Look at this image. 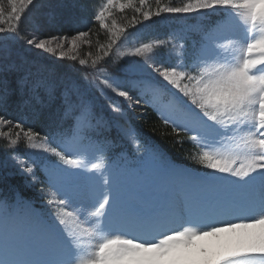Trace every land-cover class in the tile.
<instances>
[{
	"label": "snow or ice",
	"instance_id": "1",
	"mask_svg": "<svg viewBox=\"0 0 264 264\" xmlns=\"http://www.w3.org/2000/svg\"><path fill=\"white\" fill-rule=\"evenodd\" d=\"M40 5L0 0V40H22L34 53L70 62V70L84 71L89 87L101 94L110 90L129 110L142 103L152 107L175 143L192 144L196 151L189 159L207 171L180 166L147 141L142 146L134 127L120 125L136 156L134 166L115 164L107 156L113 142L98 131L109 120L68 91L63 96L65 117L74 119L70 132L42 134L26 127L25 117L0 113V138L10 150L0 166L12 164L38 185L45 204L37 210L19 194L0 198V264H264V0H103L91 15L106 33L103 43L93 40L91 27L48 34L32 15ZM128 9L131 20L118 26L115 14ZM217 13L221 18L193 52L176 42V32L118 51L129 27L170 18L211 20ZM225 31L231 35L218 34ZM83 45L96 51L82 58ZM114 49L111 64L140 58L128 69L136 76L122 80L100 66ZM34 86L51 94L54 81ZM110 107L126 116L121 104ZM221 233L233 234V242L220 252L194 243Z\"/></svg>",
	"mask_w": 264,
	"mask_h": 264
},
{
	"label": "trees",
	"instance_id": "2",
	"mask_svg": "<svg viewBox=\"0 0 264 264\" xmlns=\"http://www.w3.org/2000/svg\"><path fill=\"white\" fill-rule=\"evenodd\" d=\"M102 2L103 0H41V5L33 10L32 15L39 16L48 29V34H56L57 32L71 34L72 30L76 28L86 30L87 27H91L94 33L93 40L99 39L103 43L107 39L105 31L100 29L97 23L91 21L94 7ZM164 2L167 3L169 0H164ZM171 2L180 4L185 0H171ZM73 4L77 5L73 6ZM132 15L133 12L130 9L123 13L117 12L115 14L117 25H127ZM49 16L52 17L50 23L48 22ZM220 18L221 14L217 13L212 16L211 20L201 17L200 20L190 21V23L193 26H198L197 28H205L202 30L204 32L210 30V27H214V22ZM28 27L27 22L21 25V29L24 31ZM138 30L142 34L141 38L144 43L164 38L176 32L181 38L176 42L183 43L189 53L194 50L196 45L200 47L199 43L202 41L201 32L187 36L181 30L180 23L171 18L147 22L145 25H137L135 28L129 27L126 36ZM124 39L125 37H121L119 41L121 45ZM191 41H195L196 44L193 45ZM0 43L6 44V47L0 49V95L5 100L4 103H0V113L7 112L9 118L25 117L28 120L26 127L31 125L35 130L41 131L42 134L53 129L68 132L74 124L72 115L65 117L66 105L63 93L68 91L73 100L82 95L94 105L96 113L109 120L107 129L98 130L113 142L110 151L107 152L108 158L126 156L134 162L135 149L117 128V125L125 128L132 126L137 130L142 146L143 142L147 141L161 148L175 163L195 170H204L202 166L189 159L190 154L196 151L192 144L187 140L183 145L175 143L178 138L171 128L163 123V120L152 107L143 103L137 105L135 116L134 112L129 111L123 98L116 97L110 90L101 94L95 87H89L83 79L84 71L70 70L68 67L70 62H55L52 57L34 53L22 40L0 41ZM120 44L118 43V51L122 50ZM89 51L95 52L96 48L83 45L80 49V56L87 58L86 54ZM113 53L115 56L117 55L116 49ZM115 58L113 54L110 57H105L100 66L117 74L119 79L133 77L132 74L134 73L129 72L128 69L134 63L126 64L131 60L122 58L123 60L120 59L119 63L111 64L110 61ZM161 58L165 59L164 57ZM76 67L80 68L78 64ZM87 71L91 72V69H87ZM91 78L90 76L89 79ZM47 79L54 81L51 94L43 86H34L36 81ZM113 102L122 105L126 112L125 117L111 111L110 105ZM21 149H23V144H21ZM9 151L6 147V141L0 138V161L7 159ZM35 155L45 156L43 153H36ZM17 194L31 200L33 206L38 210L45 207L38 185H30L27 177L12 164L0 166V198L11 201Z\"/></svg>",
	"mask_w": 264,
	"mask_h": 264
},
{
	"label": "rangeland",
	"instance_id": "3",
	"mask_svg": "<svg viewBox=\"0 0 264 264\" xmlns=\"http://www.w3.org/2000/svg\"><path fill=\"white\" fill-rule=\"evenodd\" d=\"M77 4H73V6H76ZM220 14V13H219ZM200 20L201 17H190V18H180V19H175L176 21H178V23H180V27H181V30L188 35H195L197 34L198 32H201V39L202 41L199 43L200 45L204 42V36H205V33L207 32H203L202 30L205 29V28H197L196 26H193V24L190 23V21H195V20ZM219 35L221 36H225V35H231V32L229 31H225V32H220L218 33ZM127 38L124 39V42H121L122 45L120 44V42H118L120 44V46H122V50L119 51L120 53H128V52H131L134 50L135 47H138L141 43H144V41L142 40V34L141 32L138 30L137 32L135 33H132L128 36H126ZM181 39V38H179ZM0 41H3V40H0ZM191 43L193 45L196 44L195 41H191ZM199 48V45L194 48V50L198 49ZM193 50V51H194ZM191 51V52H193ZM113 57H116L113 53ZM124 58H128V57H124ZM129 59V58H128ZM140 58L138 57H131L130 58V62H126V64H131V63H135L137 61H139ZM123 60V59H121ZM131 72V71H129ZM132 73V72H131ZM134 73V72H133ZM133 77L136 76L137 74L134 73L132 74ZM167 101V96L163 97L162 100H161V103H165ZM135 107H138V106H135ZM130 112H134V115L136 116V108L133 110H129ZM118 128V127H117ZM71 130H69L70 132ZM36 154V153H35ZM40 154V153H39ZM45 156L47 155L46 153H43ZM54 157H52L53 159ZM113 162L117 165H120V164H123L125 166H134V162L132 161H128V160H125L124 158H121L120 160L117 159V160H113ZM86 226V225H84ZM243 231H246V230H238V232H243ZM233 234H229V233H221L219 234V236H210V237H204V238H197L194 243L195 245L198 247V248H205L208 250V252L211 254V253H215V252H220L222 251L227 245H229L230 243H232L233 241H231L229 239V237H231Z\"/></svg>",
	"mask_w": 264,
	"mask_h": 264
}]
</instances>
